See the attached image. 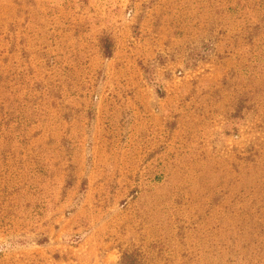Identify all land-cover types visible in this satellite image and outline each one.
Wrapping results in <instances>:
<instances>
[{"label": "rangeland", "instance_id": "374dc122", "mask_svg": "<svg viewBox=\"0 0 264 264\" xmlns=\"http://www.w3.org/2000/svg\"><path fill=\"white\" fill-rule=\"evenodd\" d=\"M125 253L264 264V0H0V264Z\"/></svg>", "mask_w": 264, "mask_h": 264}, {"label": "trees", "instance_id": "16d2710c", "mask_svg": "<svg viewBox=\"0 0 264 264\" xmlns=\"http://www.w3.org/2000/svg\"><path fill=\"white\" fill-rule=\"evenodd\" d=\"M105 39V38H104ZM105 49H106V55L110 56L112 54V49H111V43L109 42V39H105ZM120 264H138L137 260L135 259V256L133 254L125 253L123 255L122 261Z\"/></svg>", "mask_w": 264, "mask_h": 264}]
</instances>
